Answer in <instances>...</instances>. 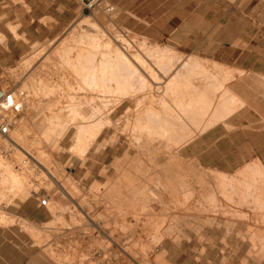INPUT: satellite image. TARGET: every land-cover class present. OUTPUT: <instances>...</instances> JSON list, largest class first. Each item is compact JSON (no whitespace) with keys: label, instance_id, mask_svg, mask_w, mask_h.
Masks as SVG:
<instances>
[{"label":"rangeland","instance_id":"obj_1","mask_svg":"<svg viewBox=\"0 0 264 264\" xmlns=\"http://www.w3.org/2000/svg\"><path fill=\"white\" fill-rule=\"evenodd\" d=\"M76 5L74 18L56 37L31 45L19 61L0 69V89L4 91L16 89L17 91L25 79L27 80L28 75L39 71L40 63L51 55L73 30L80 29L79 22L88 15L104 28L121 29L128 35L135 36L137 40L146 39L149 45H167L177 49L184 56L195 54L235 68V75L228 84L244 101H240L241 103L238 101L230 115L243 109L239 113L243 115L242 122L260 119L264 124V0H102L99 6L91 9L85 8L80 0H76ZM42 50L44 58L37 57L36 61H32L30 65H21L25 56L36 57L38 51L42 54ZM54 62V59L51 60L42 70V74H46L47 78L52 76L57 81L53 68L55 66L52 64ZM60 87L56 95L59 96V104L65 106L70 88L67 85ZM221 90L222 92L220 89L216 90V94H219L216 98L223 93V89ZM34 98L32 93L28 95V99L36 103L35 109L24 105L22 111L16 114L26 119L24 121L26 129L31 128L28 133L29 141L32 143L36 138V140L41 139L42 146L47 152L45 160L49 161L52 171L62 178L66 188L70 187L69 189L75 191L78 189L80 198L76 202L83 205V211L74 206L77 204L73 203L68 195L59 192L57 186L51 181L52 177L42 171L41 165L32 163L35 166H31L30 157L22 154L21 158L16 160L13 152L15 147L14 149L12 146L3 148L0 144L1 155L12 161L15 170L26 169L25 173L28 176V189H26L28 195L17 190L8 193L9 189L6 186L2 190L7 192V196L1 203L2 211L16 216L15 223L6 228L24 233L27 251L31 250L36 254L27 264H137L131 256L145 264H260L247 255L252 246L251 233H249L251 231L246 227L247 225L240 224L236 227L237 229L229 230V232L226 226L220 227L214 224L211 227L195 218V215L208 213H226L232 216L237 208L243 207V210L247 212L253 208L250 203L239 205L237 198L233 199L235 201H225L218 196L217 200H210L209 194L216 190L210 174L218 170L201 167L194 162L193 158L182 154L179 160H182L184 169L190 175L189 181L194 186L202 183L205 186V189L196 186L200 190L191 198L184 199L181 188L175 192L178 195L181 193V196L172 195L173 193L168 191L164 198L157 202L151 199L136 201V198L121 202L118 197L107 198L104 189L106 184L110 180L119 178V172L114 163L121 160L123 168L128 165L124 158L128 146L127 141L123 139L125 137L124 140H126V137L131 136L130 131H119L121 141L115 143L111 140L112 138L109 139L114 135L113 129L105 130L88 152H79L80 154L77 153L73 157L70 147L73 144L72 136H74L75 128L66 127L67 129H64L67 132H63V126L59 128L57 126L56 130L50 132L51 134L43 137L42 133L47 126L46 113L50 103L42 101L40 104ZM122 109L120 113H117V118L122 114ZM119 122L123 126V119ZM0 138L2 140L3 137L0 135ZM106 138L109 140L108 143L101 146ZM31 143L27 148L30 153L34 152L31 149L35 150L36 145V142L32 143L34 146H31ZM142 160L143 165L146 164L145 158ZM122 165L119 166L122 167ZM237 171L232 174H236ZM1 179L2 173H0V181ZM259 180L260 178L258 183H261ZM195 181L200 182L197 184ZM35 192L40 196H48V200H51L49 205L42 206V223L38 225L15 213L19 209L18 204L23 200L27 198L40 200L38 194H34ZM53 202H56L58 207L54 210ZM185 203L188 205H184ZM183 207L186 213L191 209L188 212L190 216L187 213L184 219L176 214L178 211H184L180 210ZM228 212H231V215ZM84 213H88L91 218L96 219L95 221L102 223L110 236L94 227L92 220L90 221ZM191 215L194 216V220ZM170 224L174 228L171 234H168L167 229ZM176 235L181 237L178 241L174 240ZM12 240L17 242L23 238ZM121 247L125 248L131 256L125 254ZM261 264H264V261Z\"/></svg>","mask_w":264,"mask_h":264},{"label":"bare ground","instance_id":"obj_2","mask_svg":"<svg viewBox=\"0 0 264 264\" xmlns=\"http://www.w3.org/2000/svg\"><path fill=\"white\" fill-rule=\"evenodd\" d=\"M89 17L88 15L83 17L78 24L80 29L73 30L71 35L40 63L39 71L28 75V78L26 77L27 80L25 79L17 91L9 89L11 101L20 103L22 107L29 105V108L35 109L36 103L34 104L32 100L28 99V95L32 93L38 103L41 104L42 101L50 103L45 119L47 126L42 135L43 137L48 136L50 132L56 130L57 126L58 128L63 126V129L74 127L73 144L70 147L73 157L79 152H88L105 130L113 129L114 135L109 139L112 138L111 140L115 143L121 141L119 131H130L131 136L126 137V140H124L125 137L123 139V141H127L128 146L124 155L128 165L123 168L121 160L114 163L119 172V178L109 179L110 181L104 188L107 198L118 197L121 202H128L135 198L136 201L137 199L145 201L151 199L157 202L162 200L168 191L173 193L172 195L179 196L181 193L179 195L176 193V195L175 192L180 188L184 192V195L182 193L184 199L191 198L200 190L197 187L205 189V186L203 183L194 186L189 181L190 175L184 169L182 160H179L182 157V149L201 133L217 123L225 121L231 116V111L237 106V102L244 101L228 84L235 75V68L224 66L220 62L195 54L184 56L177 49L167 45H149L146 39L137 40L135 36L131 35V37L115 27L104 28ZM38 52L37 55L33 54L36 57L25 56L21 65H30L32 61H36L37 57L44 58L43 50L42 54ZM53 59L55 62L52 64L55 66L53 68L55 76L58 78L57 81L52 76L47 78L46 74H42V70ZM19 70L21 69L19 68ZM238 72L236 73L238 74ZM62 85H67L70 88L65 106L59 104V96L56 95ZM219 89L221 92L223 89V93L219 98H216L218 94H216V90ZM120 109H122V114L117 118L116 115ZM121 119L124 122L123 126L119 122ZM13 120L9 135H3L0 140L1 146L3 148L12 146L13 149L15 147L13 152L16 160H19L22 154L30 157L31 166L34 165L32 163L41 165L42 171L52 177L51 181L57 186L59 192L68 195L73 203L77 204L76 201L80 198L78 189L76 188V191L69 189L70 187L67 189L62 178L52 171L49 161L45 160L47 152L42 146L40 138L39 140L34 139L35 150L31 149L34 152L28 151L27 148L31 143L28 133L31 128L26 129L24 125L26 119L24 120V117L16 114ZM63 132L67 131L64 129ZM107 141L109 140L106 138L103 143L101 142V146L106 145ZM32 143L31 146H34ZM11 155L13 156V154ZM142 158H145L146 164L144 165ZM21 160L23 161V159ZM21 160L20 162H22ZM13 166L12 161L0 153L1 226H8L16 221V216L1 209V203L6 199L7 192L17 190L28 195L26 193V189H28L26 169L17 171ZM210 178L216 185L215 192L209 194L210 200L213 201L218 196L225 201L237 198L239 205L250 203L253 208L249 213L244 211L243 207L240 209L233 207L236 210L232 209L234 211V213L231 211L232 216L226 213L198 214L195 215L196 220L211 227L214 224H218L220 227L226 226L227 231L237 229L236 227L240 224L247 225L246 227L251 231L249 233H251L250 243L252 246L245 253L247 252L249 258H253L261 264L264 261V164L262 165V162L247 164L240 168L236 174L222 171L211 172ZM259 178L261 183H258ZM199 182L195 181L197 184ZM6 186L9 190L3 192L2 188ZM50 201H48V205ZM56 204L53 202V210L58 208ZM74 206L83 211V205ZM180 210H184V207ZM220 211L218 212L220 213ZM187 213L184 210L178 211L176 214L184 219ZM84 214L90 218V221L92 220L94 227L96 226L100 232L110 236L102 223L95 221L96 219L91 218L88 213ZM187 215L190 216L189 213ZM191 216L194 220V216ZM181 221L183 220L181 219ZM200 225L202 224L200 223ZM173 228V225L170 224L167 229L168 234H171ZM179 237L177 236L174 240L178 241ZM112 240L114 241V239ZM121 249L125 254L131 256L125 248L121 247ZM131 257L137 264H145L138 258Z\"/></svg>","mask_w":264,"mask_h":264},{"label":"crops","instance_id":"obj_3","mask_svg":"<svg viewBox=\"0 0 264 264\" xmlns=\"http://www.w3.org/2000/svg\"><path fill=\"white\" fill-rule=\"evenodd\" d=\"M76 8V0H0V69L19 61L31 45L56 37L72 21ZM242 110L198 135L182 149L183 156L227 173L253 161L263 165L264 124L260 119L242 122ZM18 208L16 214L42 223L39 199L27 198ZM6 227L0 225V264H27L36 254L27 251L25 234Z\"/></svg>","mask_w":264,"mask_h":264},{"label":"built area","instance_id":"obj_4","mask_svg":"<svg viewBox=\"0 0 264 264\" xmlns=\"http://www.w3.org/2000/svg\"><path fill=\"white\" fill-rule=\"evenodd\" d=\"M85 8H94L99 6L102 3V0H80ZM11 93L9 90L0 89V135L5 136L9 135L11 131V126L14 123L13 117L16 113H20L22 111V106L18 102L11 101ZM36 195L38 193H35ZM40 197V205L47 206L48 205V196L39 195Z\"/></svg>","mask_w":264,"mask_h":264}]
</instances>
